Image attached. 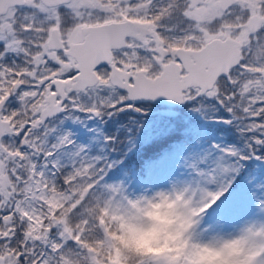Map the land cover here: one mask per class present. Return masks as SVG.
<instances>
[{
  "label": "snow or ice",
  "instance_id": "6c2138e0",
  "mask_svg": "<svg viewBox=\"0 0 264 264\" xmlns=\"http://www.w3.org/2000/svg\"><path fill=\"white\" fill-rule=\"evenodd\" d=\"M5 92L0 264H98L91 242L103 237L109 243L103 214L128 215L140 201L123 181H104L113 167L106 158L75 148L69 163H61L56 152L73 141L59 133L55 118L141 112L137 101L161 96L191 104L206 120L226 113L224 122L243 139L240 149L212 145L216 159L189 165L195 178L182 182L198 214L188 235L218 249L224 236L241 235L244 253H255L247 264H264V0L14 4L0 9V96ZM106 140L115 143V137ZM55 192L62 207L49 218L47 201ZM242 195L254 200L260 219L246 221L239 232L204 225L208 211H226ZM36 218L46 226L38 234L29 231ZM130 264L166 262L133 256Z\"/></svg>",
  "mask_w": 264,
  "mask_h": 264
},
{
  "label": "trees",
  "instance_id": "16d2710c",
  "mask_svg": "<svg viewBox=\"0 0 264 264\" xmlns=\"http://www.w3.org/2000/svg\"><path fill=\"white\" fill-rule=\"evenodd\" d=\"M137 103L143 111L136 112L129 109L115 113L110 117H98L101 141L96 144L92 143L89 150L92 156L106 158L113 164L104 177L105 182H108L110 178L122 179L124 182L130 180L129 183L144 181L151 176L152 169L157 168L169 155L193 154L201 156L211 151L210 148L214 144L237 149L243 146V139L236 127L224 122L228 118L224 112L218 113L219 119L206 120L191 110V104H182L176 108L177 114L169 117L153 113L152 110L156 107L151 103ZM75 115L82 116L80 113H75ZM61 119L65 120L66 118L63 115H58L55 118L56 125L61 123H58ZM83 136H89V134ZM107 137H115V143L107 142ZM60 162L67 164L69 160L61 158ZM53 197L56 202L50 206L52 212L49 213V218H52V213L62 207L60 194L55 192ZM234 202L230 203L228 208ZM217 208L225 211L223 206H217ZM42 227L46 228L41 221L39 229ZM126 229L122 226L119 232L111 234L113 244L108 248L107 260L114 259L119 264H125L128 254L132 252L152 254L159 249L163 250L164 245L172 248L173 237L168 234L150 244L148 248L136 249L132 246L128 248L121 240L127 233ZM105 231L108 230L105 229ZM121 236L123 237L121 238ZM92 250L96 251V249Z\"/></svg>",
  "mask_w": 264,
  "mask_h": 264
},
{
  "label": "rangeland",
  "instance_id": "374dc122",
  "mask_svg": "<svg viewBox=\"0 0 264 264\" xmlns=\"http://www.w3.org/2000/svg\"><path fill=\"white\" fill-rule=\"evenodd\" d=\"M19 83V81L14 82ZM7 97V92H5L4 96H0V103L3 99ZM153 104V103H152ZM158 105V104H153ZM163 105V104H161ZM153 113L157 112V109H153ZM81 115H75L74 118H69L65 116V120H60L57 124V128L59 133H68L71 136L73 141V146L65 147L56 152V157L60 160L61 158L70 160L72 158L71 153L74 151L75 148H83L87 155L92 156L90 153V146L96 144L101 141V129L99 119L97 121L93 120L91 116L86 113H80ZM87 120L88 122H85ZM88 127L90 125V129H86L89 133V136H83L82 134L85 133L84 125ZM85 135V134H84ZM81 136V137H80ZM54 139V138H53ZM215 145V144H214ZM212 147V146H211ZM211 151L208 153H204L201 156L188 154L185 156H181L178 154L169 155L164 162L160 163L157 168H153L151 171V176L148 179L138 181H133L134 183H129L130 180L124 182L122 179L118 178H110L108 180L109 183L113 182H121L123 181L127 192L135 196L139 193L144 191H151L160 187H166L170 180L176 179L180 181H191L195 178V173L190 164L198 162L202 157L206 160H214L220 154L216 151L215 148H210ZM156 167V166H155ZM113 179V180H112ZM3 181L0 179V184ZM55 198L50 196L47 203L52 206L55 203ZM258 210L255 206L254 200L247 195L239 196L235 199V202L227 208L226 211L220 210L217 207L213 208L212 210L206 213L205 219L203 221L206 227H212L220 229L224 232H233L239 229L246 221L253 220V219H260ZM30 229L29 231L32 233H39L41 226V220L39 218L30 220ZM127 233L121 236V240L125 242V245L134 247V248H142V247H150V244L155 243V241L160 240L161 238L170 235V230L165 231L163 233L156 232V231H147L146 229L140 228L137 229L135 227L129 226L126 227ZM46 230V228H45ZM107 232V231H106ZM139 232L140 235L136 233ZM110 244L109 247H112L113 239L110 236ZM175 241L173 240V244ZM143 249V248H142ZM166 245H164V249H159V251L154 252L152 254H159L160 252L168 251ZM238 257L229 255L225 257L223 252H216L214 254H210V257H206L205 259L201 260V264H208L210 259H214L216 261H226L227 264H231L234 259ZM109 264H119L116 260H108Z\"/></svg>",
  "mask_w": 264,
  "mask_h": 264
},
{
  "label": "clouds",
  "instance_id": "9594fccd",
  "mask_svg": "<svg viewBox=\"0 0 264 264\" xmlns=\"http://www.w3.org/2000/svg\"><path fill=\"white\" fill-rule=\"evenodd\" d=\"M39 107V102L37 103ZM185 184L180 180H170L166 187H160L151 191H144L137 194L140 201L134 205V209L128 215L105 213L103 219L105 220L104 231L109 243H103L101 240H93L94 251L100 260L98 264H109L107 260L108 247L110 244V236L114 232H119L122 226L135 227L137 229L143 228L147 231H156L163 233L170 230L175 243L168 251L160 252L159 254H147L141 252H132L128 254L125 264H130L131 257L141 256L150 258H159L166 262V264H175L186 258L188 264H201V260L210 257V254L216 252H223L225 257L232 255L238 257L239 264H247L252 259L255 253H244V245L247 241L241 236H224V243L221 249L209 246L210 241H196L192 240L188 235L193 227V217L198 213L191 206V195L184 191ZM237 232L240 229L235 230ZM140 235L139 232L136 233ZM193 245L191 253L185 257L184 254ZM243 254V255H242ZM236 260V259H234ZM233 260V261H234ZM208 264H227L226 261H216L210 259Z\"/></svg>",
  "mask_w": 264,
  "mask_h": 264
},
{
  "label": "water",
  "instance_id": "95a60500",
  "mask_svg": "<svg viewBox=\"0 0 264 264\" xmlns=\"http://www.w3.org/2000/svg\"><path fill=\"white\" fill-rule=\"evenodd\" d=\"M23 2H24V0H0V9L6 11V9L8 7H10L14 4H19V3H23ZM192 50H194V49H192ZM141 101L150 102V103H154V104H164L166 107L158 109L157 112H159L163 115H167V116H175L177 111L174 108L179 107L181 105L180 103L170 101L163 96L157 97L155 99H142V100H139L137 102H141Z\"/></svg>",
  "mask_w": 264,
  "mask_h": 264
},
{
  "label": "flooded vegetation",
  "instance_id": "af4514ba",
  "mask_svg": "<svg viewBox=\"0 0 264 264\" xmlns=\"http://www.w3.org/2000/svg\"><path fill=\"white\" fill-rule=\"evenodd\" d=\"M25 2H27V0H24L23 3H25ZM10 7H11V6H10ZM10 7H8V8H10ZM8 8H7V9H8ZM7 9H6V10H7ZM128 23H132V24H141V25H143V24H146L147 22L142 21V20H129ZM144 70H146V69H144ZM152 105H153V104H152ZM153 106H155L156 109L161 108V107H164V105H161V104L153 105ZM152 111H153V110H152ZM91 117H93L92 119L95 120V121H97V119H98V117H95V116H91ZM85 122H88V121L85 120ZM86 125H87V124L84 125V128H85V132L87 133L89 130L86 131V129H87V128L90 129V125H89L88 127H87ZM0 179H1V180L3 181V183H4L3 178L0 177Z\"/></svg>",
  "mask_w": 264,
  "mask_h": 264
}]
</instances>
